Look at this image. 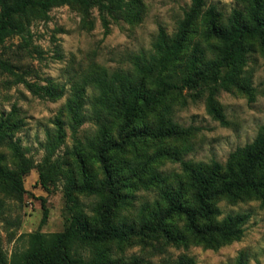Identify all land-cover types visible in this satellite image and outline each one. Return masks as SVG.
<instances>
[{"label":"rangeland","instance_id":"374dc122","mask_svg":"<svg viewBox=\"0 0 264 264\" xmlns=\"http://www.w3.org/2000/svg\"><path fill=\"white\" fill-rule=\"evenodd\" d=\"M141 2L139 23L112 22L108 32L96 9L90 11V24H86L77 7H54L47 19L32 21L27 42L16 37L0 46V58L9 61L24 80L60 94L40 98L14 77L0 76V118L13 113L11 122H17L16 129L1 143L0 162L9 170L22 165L27 168L22 192H12L0 183V254L6 260L27 249L29 234L39 230L52 235L64 230L72 216L69 196L96 224L97 210L108 195L102 187L105 174L96 119L100 91L93 78L119 72L134 76L135 56L151 54L160 28L173 36L191 5V0ZM210 6L224 17L246 8L239 0H206V7ZM203 31L199 18L182 53L183 60ZM202 46L206 49L205 43ZM243 71L250 82L248 91L230 87L216 96L225 124L207 113L205 97L193 100L184 91L170 100L168 117L185 133L160 136L155 115L148 114V133L141 132L144 124L137 121L121 144L117 122L110 125L111 138L121 144L119 149L105 152L122 200L114 214V226L139 229L167 208L166 192L180 191L186 205L192 207L194 189L186 165L224 164L232 153L255 139L264 125V54L256 44ZM79 94L81 123L75 126L66 105ZM84 174L95 193L72 191ZM212 204L221 213L214 222L228 215H248L239 239L212 249L191 239L184 246L169 243L162 236L137 238L111 244L109 260L122 264H131L133 258L141 264H264V198L215 197ZM45 210L47 221L40 227ZM171 224L183 230L184 220L175 217ZM95 249L83 242L73 246L85 258Z\"/></svg>","mask_w":264,"mask_h":264},{"label":"trees","instance_id":"16d2710c","mask_svg":"<svg viewBox=\"0 0 264 264\" xmlns=\"http://www.w3.org/2000/svg\"><path fill=\"white\" fill-rule=\"evenodd\" d=\"M239 1L245 4V10L235 9L230 16L224 17L214 7L207 8L206 0H191L175 34L169 36L160 28L151 54L135 56L132 62L134 76L123 72L94 76L92 82L100 91V109L96 111V119L101 142L100 161L105 174L102 187L108 195L97 210L96 224H92L80 205L69 196L68 207L72 216L62 232L46 235L38 230L29 234L27 249L13 254L10 260L0 254V264H122L109 260L111 244L162 236L172 244L185 246L191 239L216 249L240 238L241 226L248 215H228L220 222H214L221 213L213 206L212 200L215 197L234 200L242 195L264 198V125L251 143L232 153L224 164L214 161L210 165H186L189 182L194 189L193 206L186 205L180 191L166 192L167 208L153 215L139 229L113 225L116 208L122 200L116 192L114 174L105 158L106 151L121 147L124 134L135 122L143 123L141 132L148 133L145 119L148 114L155 115L160 136L185 133L168 117L170 100L182 96L184 91L193 100L205 97L207 113L225 124L224 115L216 105V96L230 87L248 91L250 82L243 71L247 55L253 44L264 54V0ZM63 5L77 7L86 24H90L87 20L90 11L96 9L106 32L112 22L135 25L143 15L141 0H0V46L16 37L27 42L32 21L47 19L52 8ZM199 18L204 26L201 39L193 44L189 56L183 60L182 53ZM3 74L14 77L16 83H23L40 98L60 95L54 94L51 88L27 82L15 72L9 61L0 58V76ZM80 101L79 94L66 105L75 126L81 123L78 114ZM12 114L0 118V147L8 134L16 129L17 122H11ZM116 122L121 144L110 136V125ZM26 173L24 165L9 170L0 162V183L12 192L23 191ZM72 191L92 194L97 190L91 187L84 174V179ZM47 217L45 210L40 227ZM175 217L183 218V230L170 225ZM75 242L90 244L96 251L85 258L73 250ZM131 264L141 263L133 258Z\"/></svg>","mask_w":264,"mask_h":264}]
</instances>
